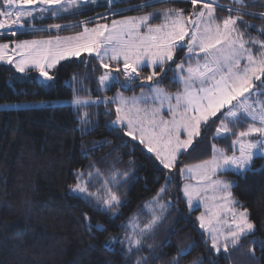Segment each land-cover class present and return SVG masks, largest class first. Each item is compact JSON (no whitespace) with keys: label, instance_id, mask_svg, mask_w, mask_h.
Instances as JSON below:
<instances>
[{"label":"trees","instance_id":"obj_1","mask_svg":"<svg viewBox=\"0 0 264 264\" xmlns=\"http://www.w3.org/2000/svg\"><path fill=\"white\" fill-rule=\"evenodd\" d=\"M149 2L121 0L109 8L101 6L104 0H98V4L85 5L78 12L35 19L34 28L20 30L14 37L0 36V42L72 35L82 27L59 32L48 29L53 24L75 25L110 11L118 14L99 22H111L121 17L120 12L128 16L164 8H183L186 13L192 10L189 0H159L149 7L131 10ZM218 4L239 7L234 0H219ZM245 4L243 11L264 12V0H245ZM216 12L218 17L229 15L219 7ZM244 20L253 26L245 29L248 34L264 39L257 31L264 27V19L246 15ZM26 22L29 25L32 21ZM176 58L182 60L184 52L178 50ZM102 71L98 61L87 54L61 61L54 69L55 79L48 82H42L34 69L20 73L14 65L0 63V103L50 100L43 106L0 109V264H136L142 258L144 264H172L180 250L189 247L191 251L180 257L179 264H193L198 259L203 264H264V157L254 158L251 171L243 176L230 171L221 175L236 182L233 196L238 206L249 211L256 228L229 254H214L207 233L199 227L201 208L189 209L183 194L187 179L178 170L162 169L143 146H122L129 138L122 137L121 130L109 123L115 119L113 104L90 105L77 111L72 104L51 102L75 95L93 100L113 97L120 90L126 94L141 92L138 82L125 87L112 82L109 89H100L96 78ZM148 71L145 67L144 74ZM161 80V86L169 92L180 88L172 82L171 72ZM85 112L89 120L86 126L80 124V115ZM245 126L240 125L241 129ZM214 128L210 123L202 130L201 137L179 157L178 168L209 159L212 143L229 149L231 154V139L213 140ZM93 163L105 176H110L113 169L129 172L127 183L114 186L121 197L115 211H105L70 190L69 186L76 182L75 170L88 171ZM169 181L163 200L171 204L164 219L144 236L139 249L133 247L128 252L125 234L129 232V220L136 216L141 226L147 223L151 214L146 205ZM98 187V180L90 181L91 191ZM85 214L91 218V230L85 226ZM97 224L105 230L98 231ZM113 237L123 243H110ZM252 248L254 254L249 251Z\"/></svg>","mask_w":264,"mask_h":264},{"label":"snow or ice","instance_id":"obj_2","mask_svg":"<svg viewBox=\"0 0 264 264\" xmlns=\"http://www.w3.org/2000/svg\"><path fill=\"white\" fill-rule=\"evenodd\" d=\"M118 2L121 0H104L101 6L111 8ZM155 2L159 0H150L131 10ZM189 3L192 10L188 13L183 8H164L137 16L120 12L122 18L111 19L110 24L100 23L118 14L110 11L108 15L75 25L53 24L48 30L59 32L68 27H82V31L70 36L0 43V61L14 65L20 73L34 69L44 80L52 81L55 77L49 70L61 61L87 54L103 69L96 78L100 89H109L112 82H119L121 87L138 82L142 89L139 96L126 97L118 92L113 97L93 100L75 95L70 103L77 111L90 105L113 104L115 119L109 123L121 130L122 137L129 138L123 147L129 143L143 146L162 169L178 170L182 176L194 180L195 183L183 186L187 205L192 209L195 201L204 207L197 219L200 229L208 235L211 250L216 255L229 254L242 238L255 230L248 210L237 207L239 202L232 192L236 182L219 177L229 171L243 176L251 171L254 158L264 157V39L248 34L245 29L253 26L244 20L246 15L264 19V12L243 11L245 0H234L239 7L232 8L218 4L217 0H189ZM89 4H98V0H0V36H16L25 27V21L34 19L36 13L59 17L61 13L78 12ZM218 7L229 15L218 17ZM154 19L161 22L153 23ZM90 23L94 26L89 27ZM257 31L264 35V27ZM178 50L184 52V58L179 61ZM145 67L149 68L147 74ZM169 72L172 82L180 85L176 92L161 86V78H166ZM145 86L147 93L143 91ZM8 107L0 105V108ZM210 123L215 125L213 140L231 139V154L229 149L212 143L209 159L178 168L181 154L193 146ZM242 123L246 125L243 129ZM80 124H89L88 113L80 115ZM89 167L88 171L75 170L76 182L69 186L70 190L94 201L105 211H115L121 197L114 186L127 183L129 172L113 169L110 176H105L95 163ZM94 179L100 187L91 191L89 183ZM168 186L170 181L146 205L151 214L147 223L141 226L136 216L129 220V232L125 234L128 252L133 247L139 249L144 236L164 219L171 204L163 200ZM84 218L85 226L91 230V218L87 214ZM95 228L105 230L99 224ZM113 242L123 243L115 237L110 241ZM190 251L191 247L181 249L172 264H179L180 257ZM249 251L255 253L254 248ZM136 264H144L143 258ZM193 264H203V260Z\"/></svg>","mask_w":264,"mask_h":264},{"label":"rangeland","instance_id":"obj_3","mask_svg":"<svg viewBox=\"0 0 264 264\" xmlns=\"http://www.w3.org/2000/svg\"><path fill=\"white\" fill-rule=\"evenodd\" d=\"M217 2L219 3V0H217ZM153 11H157V10H153ZM153 11H150V12H153ZM143 14V13H142ZM216 14H217V12H216ZM137 15H141V14H135V15H128V16H137ZM45 16H48V14H44L43 16H41V14H39V13H36V15H35V18L34 19H31V21L32 22H30V24L28 25L27 24V22L26 21H28V20H26L25 21V27L24 28H22V29H19L18 31H20V30H24V29H27V28H32V26L31 25H34V20L35 19H42L43 17H45ZM120 18H122V17H117V18H114V19H120ZM161 22V21H160ZM160 22H153V23H160ZM100 23H109L110 24V22H100ZM89 27H93L94 25H88ZM73 35V34H72ZM62 36H70V35H62ZM46 38H48V37H46ZM46 38H30V39H20V40H12V41H16V42H18V41H23V40H32V39H46ZM5 42H11V41H5ZM0 43H3V42H0ZM0 63H5V64H7L6 62H2V61H0ZM50 71V74L51 75H53L54 76V69H51V70H49ZM39 79L42 81V82H48V81H46V80H44V78L43 77H40V75H39ZM68 83H71L70 81H68ZM164 88V87H163ZM143 91L144 92H148V89H143ZM118 92H122L126 97H131V96H139L140 95V93H136V94H126L124 91H122V90H120V91H118ZM117 92V93H118ZM116 93V94H117ZM115 94V95H116ZM114 95V96H115ZM73 98V97H72ZM72 98H61V99H55V100H51V102L53 103V104H71L70 103V101L72 100ZM50 102V100H35V101H19V102H5V103H0V105H10V107H8V108H19V107H33V106H43V105H45V104H48ZM0 109H3V108H0ZM164 115L167 117V115H168V113H167V110L165 109V111H164ZM219 146V145H218ZM219 147H221V146H219ZM200 163V162H199ZM196 164H198V163H196ZM196 164H192V165H188V166H194V165H196ZM183 178H185V179H187L186 181H185V183L184 184H186V183H195V181L194 180H190V179H188V178H186V176H183ZM220 179H224V180H228V181H230L229 179H227V178H225V177H223V176H221L220 175V177H219ZM236 200V199H235ZM209 203H211L210 201H209ZM153 207H155V205H153ZM237 207H240V206H238L237 205ZM196 208H201V212H200V214L202 213V212H204L205 211V209H204V207L202 206V205H200V204H197L195 201H194V207L192 208V209H196ZM248 213H249V211H248ZM157 214H159V211L157 210ZM200 214H199V216H200ZM249 219H250V217H249ZM256 228V227H255Z\"/></svg>","mask_w":264,"mask_h":264}]
</instances>
